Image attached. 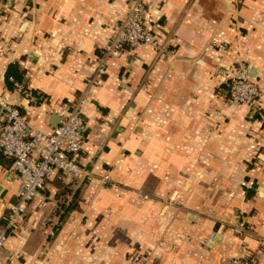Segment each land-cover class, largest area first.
Listing matches in <instances>:
<instances>
[{"label":"crops","instance_id":"crops-1","mask_svg":"<svg viewBox=\"0 0 264 264\" xmlns=\"http://www.w3.org/2000/svg\"><path fill=\"white\" fill-rule=\"evenodd\" d=\"M149 1L145 26L162 49L123 46L108 61L83 109L89 176L47 177L44 207L37 199L8 234L4 262L264 264V0ZM5 2L0 96L50 134L55 106L84 89L133 0ZM237 61L259 89L258 114L227 97L223 72ZM12 64L24 93L5 81ZM4 161L0 224L19 186Z\"/></svg>","mask_w":264,"mask_h":264},{"label":"built area","instance_id":"built-area-1","mask_svg":"<svg viewBox=\"0 0 264 264\" xmlns=\"http://www.w3.org/2000/svg\"><path fill=\"white\" fill-rule=\"evenodd\" d=\"M13 2L14 0H6V8H10ZM151 9L149 0H133L114 36L95 57L93 74L85 80L84 89L73 99L55 106L54 113L59 121L50 134L33 130L20 110L8 98L0 96V154L12 160L9 171L19 180L17 200L1 220L0 253L8 234L25 220L31 204L39 199L36 208L44 207L45 201L40 196L50 174L57 173L58 178L80 181L89 176V171L80 162L85 128L83 109L93 102L92 89L100 84L106 75L108 61L118 56L123 46L133 49L145 45L162 49L157 44L155 35L145 26ZM223 78L229 100L256 112L260 92L257 84L250 79L249 67L237 61L223 72ZM235 232H242V229H235ZM261 244L264 247V239ZM127 262L145 264L134 254L128 255ZM0 264L18 262H4L0 255ZM227 264H253V259L234 257Z\"/></svg>","mask_w":264,"mask_h":264},{"label":"trees","instance_id":"trees-1","mask_svg":"<svg viewBox=\"0 0 264 264\" xmlns=\"http://www.w3.org/2000/svg\"><path fill=\"white\" fill-rule=\"evenodd\" d=\"M5 81L9 85L10 89H12V90L18 89L20 92H23V93L25 92V84H24L25 77H24L23 72H21L18 69L17 64H12L8 68V70L5 74ZM255 114H258V112L256 111ZM255 117H257V116H255ZM0 158L5 159L7 161V162L6 161H4V162H6V167L8 169H10L11 164H12V160L10 158H7V157L1 155V154H0Z\"/></svg>","mask_w":264,"mask_h":264},{"label":"water","instance_id":"water-1","mask_svg":"<svg viewBox=\"0 0 264 264\" xmlns=\"http://www.w3.org/2000/svg\"><path fill=\"white\" fill-rule=\"evenodd\" d=\"M58 120H59V117H58ZM258 194L264 197V188H258Z\"/></svg>","mask_w":264,"mask_h":264}]
</instances>
